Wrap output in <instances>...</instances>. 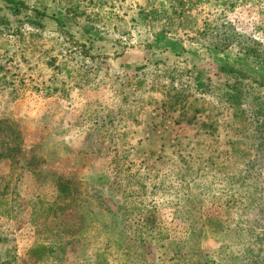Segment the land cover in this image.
Returning <instances> with one entry per match:
<instances>
[{"label": "rangeland", "instance_id": "374dc122", "mask_svg": "<svg viewBox=\"0 0 264 264\" xmlns=\"http://www.w3.org/2000/svg\"><path fill=\"white\" fill-rule=\"evenodd\" d=\"M39 1L0 0V264H264V0H77L183 44L96 100Z\"/></svg>", "mask_w": 264, "mask_h": 264}, {"label": "crops", "instance_id": "0c3cea01", "mask_svg": "<svg viewBox=\"0 0 264 264\" xmlns=\"http://www.w3.org/2000/svg\"><path fill=\"white\" fill-rule=\"evenodd\" d=\"M65 1L60 0L59 3L61 5L57 3L58 6L55 7L56 13L54 12L55 16H52V13L47 11L45 4L39 1L42 8L38 10L34 9L29 13V16L34 15L37 17L35 11L36 13L38 12L39 30L53 26L57 40L59 39L61 43L65 40L71 42L72 45L68 51L73 52L72 57H70V60H67L64 52L61 55L62 57H57V72L66 73V78L72 80V83L78 80L82 81L81 78H84L83 81L88 80V84H90L89 86L86 84L78 86L73 84V87H70L68 90L71 97L89 96L96 100L101 95H108V93L111 95L113 89L117 88V83L120 79L127 80L126 82L129 83L136 80L137 86H141V82L144 80L136 79L135 76L133 77V73L136 70L142 69L143 66L151 64L153 61L157 63L158 60H154V55L160 56L159 54L161 53H172V50L173 53H176L178 50L175 51V49L178 47L182 51L183 44L175 42L172 31L163 34L160 32L159 35L164 36L167 41L157 40V36L154 38L149 31V40L146 42H142L140 39L142 38L141 35L140 37L137 36L140 41L129 39L127 36H124L127 33H124V29L122 28H117V32L115 33L114 30H111L110 33L109 24L105 20V17H100L101 15L98 14V12H102L101 10L95 12L92 9H88L91 13L88 12L89 17H85V20L79 19L78 21L75 11L76 7L73 4H78L79 2L77 0ZM145 11L147 10L139 9L136 13V18L140 17V14L143 15ZM145 30V27H142L140 31L138 29L140 34L142 32L146 33ZM119 38H121V41L118 40ZM126 38L129 40L126 41ZM60 46L61 44L59 43L58 47L62 52ZM77 50H79L78 54H80L81 60L76 58ZM82 52L83 55L81 54ZM58 55L60 56V52ZM84 62L90 65L88 70H78L76 66H88L84 65Z\"/></svg>", "mask_w": 264, "mask_h": 264}, {"label": "trees", "instance_id": "16d2710c", "mask_svg": "<svg viewBox=\"0 0 264 264\" xmlns=\"http://www.w3.org/2000/svg\"><path fill=\"white\" fill-rule=\"evenodd\" d=\"M5 1L6 3L8 4H13L15 6L16 2L15 0H3ZM35 14H37V17L39 16V13L35 11ZM37 20V19H36ZM48 249L46 247H44L43 245H39V246H33L31 249H30V256L33 257V258H36V259H39L40 261H42V257L44 256V254L46 253ZM47 255V253H46Z\"/></svg>", "mask_w": 264, "mask_h": 264}]
</instances>
